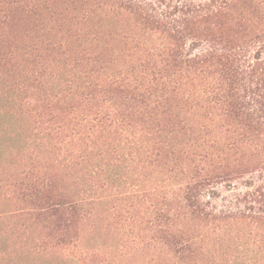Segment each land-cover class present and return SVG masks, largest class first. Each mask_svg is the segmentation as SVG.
Wrapping results in <instances>:
<instances>
[{
  "label": "trees",
  "instance_id": "16d2710c",
  "mask_svg": "<svg viewBox=\"0 0 264 264\" xmlns=\"http://www.w3.org/2000/svg\"><path fill=\"white\" fill-rule=\"evenodd\" d=\"M0 264H264V0H0Z\"/></svg>",
  "mask_w": 264,
  "mask_h": 264
}]
</instances>
